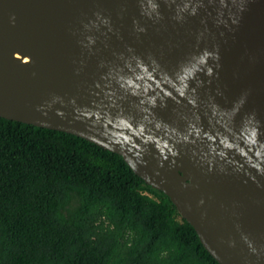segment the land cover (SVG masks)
<instances>
[{"label":"water","instance_id":"obj_1","mask_svg":"<svg viewBox=\"0 0 264 264\" xmlns=\"http://www.w3.org/2000/svg\"><path fill=\"white\" fill-rule=\"evenodd\" d=\"M0 116L124 157L221 264H264V0H0Z\"/></svg>","mask_w":264,"mask_h":264},{"label":"trees","instance_id":"obj_2","mask_svg":"<svg viewBox=\"0 0 264 264\" xmlns=\"http://www.w3.org/2000/svg\"><path fill=\"white\" fill-rule=\"evenodd\" d=\"M0 264H221L124 157L0 116Z\"/></svg>","mask_w":264,"mask_h":264}]
</instances>
